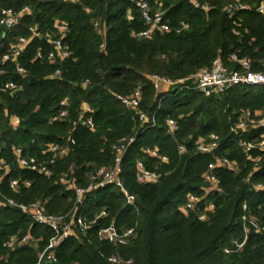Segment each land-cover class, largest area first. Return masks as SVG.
Instances as JSON below:
<instances>
[{
	"label": "trees",
	"instance_id": "trees-1",
	"mask_svg": "<svg viewBox=\"0 0 264 264\" xmlns=\"http://www.w3.org/2000/svg\"><path fill=\"white\" fill-rule=\"evenodd\" d=\"M158 1L173 26L183 21L188 30L138 40L134 34L144 30V25L131 0H0L1 8H29V14L12 30L0 27V55L19 38H30V28L41 37L33 38L18 59L28 70L27 77L16 75L12 63L0 66V87L8 81L19 87L12 95L0 93V160L8 166L0 168V199L26 205L41 202L49 215H66L75 195L66 192L58 178L67 174L77 187H87L91 174L112 165V147L121 139L135 138L123 156L120 174L122 187L134 197V204H127L122 190L112 185L86 193L77 216L90 222L102 211L106 215L84 233L73 228V234L55 249V261L45 258L41 264H264V232L249 225L242 249L223 253L232 241L244 238L243 205L264 227V157L254 171L253 163L238 146L239 141L264 135V128L238 137L231 133L243 113L264 111V86H236L225 95L205 97L194 90L158 94L150 81L154 75L186 78L216 58L234 68L228 61L232 54L251 61L253 71L264 72L260 64L264 61V16L252 9L229 17L223 12V0H197L200 6L208 7L207 11L195 8L188 0ZM239 2L264 4V0ZM128 10L135 15L132 22L126 19ZM94 21L99 22L103 36L93 27ZM57 22L68 26L63 42L70 57L54 65L41 63L34 59L35 53L50 50L44 37ZM57 70L60 75L54 77ZM137 88L142 92L138 109L121 105L117 96L129 95ZM63 100L69 104L68 118L50 123ZM82 104L93 110L94 130L72 126ZM139 112L152 117L154 126H150L151 121L141 124ZM12 115L21 121L16 131L10 126ZM167 119L177 125L172 135ZM213 133L220 139L216 155L233 162L236 169L216 170L222 189L211 198L216 210L199 221L197 213H184L182 206L189 194H201L205 186L202 175L213 159L197 153L195 143ZM68 138L75 144L67 156L56 161L52 178L22 170L15 163V147L43 162L50 158L42 154L47 145L64 144ZM179 145L185 146L184 154L178 153ZM146 149H156L167 162L149 157ZM138 160L161 175L157 182H136ZM12 180L20 184L17 192L10 189ZM24 182L29 186H23ZM257 185L263 190H255ZM111 225L134 229L126 246L98 241V231ZM27 234L31 237L27 244L3 247L9 237ZM51 236L48 227L33 224L17 209L0 208V264H37ZM110 257L117 263L109 262Z\"/></svg>",
	"mask_w": 264,
	"mask_h": 264
},
{
	"label": "built area",
	"instance_id": "built-area-1",
	"mask_svg": "<svg viewBox=\"0 0 264 264\" xmlns=\"http://www.w3.org/2000/svg\"><path fill=\"white\" fill-rule=\"evenodd\" d=\"M72 3H76L78 0H64ZM189 3L195 8H200L203 11H207V6H200L197 0H188ZM225 6L223 12L229 17H233L236 13L242 11H248L254 9L259 15L264 16V4L250 6L242 4L239 0H223ZM132 8L138 13L139 20L144 25V30L134 34L138 40L150 39L155 34L175 33L176 35L182 34L188 30V25L180 21L177 25L173 26L166 18L165 11L162 10V6L158 0H131ZM87 11V9H85ZM29 14V8L23 7L20 10H13L0 7V27L5 31H10L19 24L20 19ZM126 19L129 22L134 21L135 15L131 10L126 13ZM93 27L97 31L98 35L103 36L98 21H94ZM32 36L30 38H19L14 44L9 47L0 55V66L8 63H12L14 66V73L21 78H25L28 75V70L19 65L18 59L23 54L26 47L30 44L33 38H41L35 28H30ZM68 26L65 22H57L54 25V30L50 35L44 37L46 43L49 45L50 50L43 52L38 49L35 53V60L43 63L48 62L50 65L62 63L69 59L70 52L64 45V39L68 34ZM233 34L239 35L238 31L233 30ZM104 44H101L99 50L102 51ZM229 63L233 65V69L225 65L220 58L213 60L210 66L198 70L197 72L190 74L186 78L171 80L161 76H151L150 81L154 91L158 94H165L169 91L177 89L194 90L198 91L205 97L220 96L228 93L232 88L236 86L247 87H260L264 86V72H255L252 69V63L247 58H241L236 54L230 55L228 59ZM60 71L57 70L54 73V77H58ZM86 82L83 83V86ZM19 89L18 85L12 81L4 83L0 87V93L12 95ZM142 99V92L139 88L135 89L131 94L123 96H117V100L127 109L137 110L140 106ZM59 111L50 119V123L63 122L68 118L69 104L67 100H63L59 104ZM93 110L88 104H82L76 119L72 122L73 128L77 126H83L89 130H94V123L91 119ZM154 119L149 118L144 113H138V121L141 124H149L154 126ZM10 126L13 131H16L20 125V119L12 115L9 119ZM166 126L169 134H173L177 125L172 119L166 120ZM264 128V115L257 116L255 113L249 111L243 113L238 121L231 127V133L238 137L243 134H252L260 129ZM135 138L121 139L113 148V163L108 169L100 168L93 175L91 174V184L85 188L77 187L74 180L67 174H63L58 178V184H60L66 192H72L75 195L74 205L68 214L63 216L49 215L46 211L44 203L34 202L31 204H18L12 199H0V208L17 209L23 215L29 217L33 224L42 225L48 227L52 231V236L49 239L47 246L38 255L37 264H41L46 258L47 260L55 261L54 251L55 249L67 238L73 234V228H78L81 232H86L90 229L91 225L100 217H104L105 212H101L95 217L94 221H86L84 218L77 216L78 208L83 203V199L86 193L103 188L105 186H116L122 190L126 198V202L129 205L134 204V197L129 195L122 187L120 174H121V162L123 156L129 146L134 142ZM219 136L216 134H210L207 138L199 139L195 143V150L201 155H210L212 161L207 165L205 172L202 175L204 187L201 194H189L186 198L182 211L184 213H197V219L199 221H205L207 217L214 213L216 210L214 202L211 198L221 193V182L216 175V170L220 168L236 169V165L230 160L224 157H218L216 151L219 148ZM75 142L72 138H68L64 144H52L47 145L42 154H48L49 159L40 162L36 157L25 156L24 149L22 147L13 148V156L16 165L22 170H28L42 175L46 178H52L54 173L52 167L56 164V161L67 156L74 146ZM238 146L243 150L247 158L253 163L254 171L259 169V164L264 157V135L247 141L242 140L238 142ZM186 148L184 145L178 146V153L184 154ZM144 153L152 158H158L161 162H167L166 157L159 156L156 149H146ZM256 153L254 157L252 154ZM5 170L8 168L5 162L0 160V168ZM161 177L156 171L148 170L144 163L140 160L136 162V175L135 179L139 185L153 184ZM2 177L0 176V184ZM23 186L28 187L29 183H22ZM19 182L12 180L10 182V189L13 192H17L19 189ZM255 190H263L261 185L255 186ZM243 231L244 238L242 241L234 240L231 242V248H225L223 253L229 255L236 253L242 249L246 242L248 234V225L252 227L256 232H264V227H260L256 221L248 214L246 205H243ZM134 233L133 228L129 229H116L113 225L100 229L97 233V239L100 242H106L114 246H126ZM31 240L30 236L24 235L11 236L4 243L3 247L8 249H14L18 246L27 244ZM111 263H117L115 257L108 258Z\"/></svg>",
	"mask_w": 264,
	"mask_h": 264
},
{
	"label": "rangeland",
	"instance_id": "rangeland-1",
	"mask_svg": "<svg viewBox=\"0 0 264 264\" xmlns=\"http://www.w3.org/2000/svg\"><path fill=\"white\" fill-rule=\"evenodd\" d=\"M251 5H252V4H250V6H251ZM260 64H261L262 70L264 71V61L260 62ZM203 68H206V67H202V68H200V69H198V70H201V69H203ZM230 69H233V68L230 67ZM198 70H197V71H198ZM197 71H196V72H197ZM259 72H262V71H259ZM246 112H247V111H246ZM253 113H255L257 116L264 115V111H261V110H260V111H255V112H253ZM108 168H109V167L104 168V169H108ZM93 174H94V173H93ZM93 174H92V175H93ZM88 181H89V185H90V184H91V176H89V180H88ZM30 238H31V237H30Z\"/></svg>",
	"mask_w": 264,
	"mask_h": 264
}]
</instances>
